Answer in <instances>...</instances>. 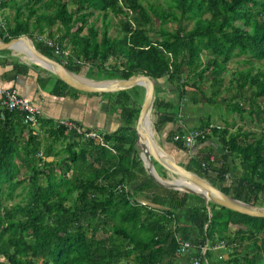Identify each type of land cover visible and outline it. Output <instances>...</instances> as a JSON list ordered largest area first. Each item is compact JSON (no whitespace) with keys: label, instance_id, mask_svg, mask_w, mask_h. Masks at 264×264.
Listing matches in <instances>:
<instances>
[{"label":"trees","instance_id":"16d2710c","mask_svg":"<svg viewBox=\"0 0 264 264\" xmlns=\"http://www.w3.org/2000/svg\"><path fill=\"white\" fill-rule=\"evenodd\" d=\"M142 1L4 0L0 8L12 10V15L4 16L0 39L27 35L41 53L75 74L84 69L89 79H125L136 74L156 82L163 78L170 93L185 103H213L223 88L230 59L243 56L240 62L248 65L264 60V0H168L165 7ZM91 16L100 20L99 27L89 21ZM110 16L118 19L114 36L108 33ZM153 17L158 21L159 40H151L143 29ZM180 20L190 21L191 26L182 27ZM168 22L177 26L167 30L163 25ZM53 26L55 33L50 31ZM38 36L55 41L62 53L53 54ZM250 69L233 71L219 102L225 123L209 128L217 141L218 161L210 160V149L202 148L180 165L237 200L264 206V134L227 127L233 123L227 121L231 114L264 122V71ZM54 78V94L81 92ZM204 81H208V96L200 86ZM187 87L203 95L196 100ZM137 88L142 96L143 89L137 86L101 94L106 95V111L116 115L118 125L98 135L97 142L39 117L42 140L17 111H4L0 264H191L194 257L199 264H257L259 260L264 264V218L157 186L147 177L134 146ZM180 107L178 101L154 94L151 108L157 133L165 123L180 119ZM199 121L196 129L212 125L208 118ZM183 129L182 124L174 127L164 141L186 152L189 149L172 139ZM22 166L27 173L18 179ZM153 166L161 176L167 175L155 162ZM24 181V196L7 204ZM179 241L190 244L183 260L177 252ZM219 242L223 247L213 250ZM222 252L226 257H220Z\"/></svg>","mask_w":264,"mask_h":264},{"label":"crops","instance_id":"0c3cea01","mask_svg":"<svg viewBox=\"0 0 264 264\" xmlns=\"http://www.w3.org/2000/svg\"><path fill=\"white\" fill-rule=\"evenodd\" d=\"M8 10L5 7L0 8V28L2 27L4 16H10ZM38 79H43L44 81L40 83ZM54 82L55 78L52 73L38 62L26 57L20 50L11 48L0 50V91L4 88H13L19 96L27 98L39 107L41 119H50L52 122L58 119L74 120L84 128L94 130L98 135L115 130L118 120L115 114L107 113L106 111L104 105L107 98L106 95L86 92L73 95L70 90H67L64 95H56L52 92ZM162 97L180 103L175 93H169L167 97L166 95ZM221 107L223 111V106ZM233 116L234 114L230 115V121L233 120L234 122ZM190 120L192 118L187 116L183 120L178 119L176 123H165L158 133L159 138L164 140L169 131L179 124H182L186 129H190L193 125ZM32 128L40 139L43 140L45 138L39 122ZM145 135L149 136L148 131H145ZM46 141L44 140V143ZM54 147L58 148L57 145H54ZM166 147L168 152L172 151L185 161L202 148H205L204 150L208 148L210 149V160L213 161L212 153L215 154L216 152L217 141L214 138L207 137L202 143L189 149L188 153L182 152L170 144Z\"/></svg>","mask_w":264,"mask_h":264},{"label":"water","instance_id":"95a60500","mask_svg":"<svg viewBox=\"0 0 264 264\" xmlns=\"http://www.w3.org/2000/svg\"><path fill=\"white\" fill-rule=\"evenodd\" d=\"M18 41L25 42L30 53L42 62L40 65L56 76L59 80L64 82L67 86L78 91L86 93H108L126 90L136 85L143 88L142 101L139 105L138 113L133 126L135 136L134 146L138 150V156L141 160L145 174L155 185L199 196L205 201H210L241 214L264 218V206L251 205L237 200L214 187L197 173L187 170L185 167L180 165V163L186 161H177L174 156L167 151L166 146H168L169 143H166L162 138L160 139V143H158L152 136H145L146 138L139 141L138 134L141 122L144 115L150 111L152 106L153 87L155 84V81L152 78L143 74L131 75L125 79L103 80H92L84 76H79L78 74L69 71L61 63L47 57L37 50L32 40L27 35L10 38L7 41L0 40V50L11 48L13 44H16ZM87 81H90L91 83ZM185 153H188V151ZM153 162L164 169L166 174L174 180L184 181L186 186H182V188H180L175 185L177 184L175 181L172 184L169 180L159 177L153 167Z\"/></svg>","mask_w":264,"mask_h":264},{"label":"rangeland","instance_id":"374dc122","mask_svg":"<svg viewBox=\"0 0 264 264\" xmlns=\"http://www.w3.org/2000/svg\"><path fill=\"white\" fill-rule=\"evenodd\" d=\"M146 3H150L151 4H158V5H161L163 7L166 6V2H168V0H143L142 3L145 4ZM72 6H68L69 9H71ZM7 10V8H6ZM9 12V15L11 16L12 15V10H8ZM152 23L146 25L143 29L144 31L146 32V34L148 35V37L151 39V40H159L160 37H159V33H158V21L156 20L155 17L152 18ZM94 21V25L96 27H99L100 25V20L98 18L95 19L94 16H91L89 18V21ZM109 27H108V33L109 35L111 36H114V35H117L118 34V28H119V25H118V19L113 17V16H110L109 18ZM179 25H181L182 27L188 29L190 26H191V22L190 21H184V20H180ZM177 26V23H174V22H168L166 24L163 25L164 28H166L167 30H172L173 28H175ZM51 32L55 33V27L53 26L51 29H50ZM33 42V41H32ZM244 57L243 56H240L238 58H232L230 59L227 63H226V66H225V71H224V74H223V82H222V87H228V82H229V78L230 77H233L231 75H233V71L237 70V69H246V68H251V72H256L257 69L261 70V71H264V60H260V61H251L252 64H245L243 62H240ZM84 69H82L81 73L78 74L79 76H84ZM92 80H95V79H92ZM100 80H103V79H100ZM163 78L157 80V82L155 81V84H154V87H153V96L154 94L156 96H159V97H162V96H165L167 97V95L172 91V90H169V86H166L165 84H163ZM137 86V85H136ZM202 88V92L204 93V95L208 96L209 95V88H208V81H204L200 84ZM137 87H140V86H137ZM142 88V87H141ZM221 89L220 90V94L217 96L215 95L213 98H212V102L213 103H209V102H203L202 100H198L201 98V94L203 95V93H200L198 90H196L195 88H192L190 90V87H187V91L188 93H190L191 95H193L194 98H196V101L195 103H192L191 101H188L185 103V101H182L180 100V119L179 120H183L184 117L186 118L187 116L191 117L192 120H190V123L193 124L192 125V130L193 129H196L199 125V119L201 118V120H205L206 118L209 119L210 123L212 125H218L220 126V128L224 125L225 123V115L223 113H220L221 112V109H220V99L222 98V94L224 93V89ZM234 87H232L233 89ZM129 89V88H128ZM143 89V88H142ZM231 89V91H232ZM140 91L141 89L140 88H137V92L139 93L138 94V97L136 98V100L138 102L141 103L142 101V97H143V94L141 96L140 94ZM247 94V93H245ZM162 95V96H161ZM217 99V100H216ZM189 100V98H188ZM258 101L261 100V98H258L257 99ZM139 103V105H140ZM184 105V106H182ZM246 105V102L244 103V106ZM185 107V108H184ZM150 121H151V127H152V131H153V137L156 139V141L158 143H160V138L158 136V133L155 131L154 127H153V123H154V119H155V116L153 115L152 113V108L150 109ZM221 115V116H220ZM234 118V122L232 123V125H229L227 126L229 130H234L236 127H239L240 129L242 130H246V131H252L254 132L255 134L257 133H263L264 134V122H260V121H256V119L253 118L250 119L248 117H246L245 115L240 118L237 114H234L233 116ZM227 121H230V116L227 117ZM38 124V122H37ZM36 124V125H37ZM183 130H186V129H183ZM209 138H215V134H212L209 132ZM97 142V141H95ZM78 145L79 142H76ZM55 145L58 146V144L56 143ZM57 148V147H56ZM170 150V149H169ZM169 153L174 156V158L179 161V162H183L182 159H180V157L178 155H175V153H173L172 151H169ZM213 154V162L216 160L218 161V156L216 155V153H212ZM223 156V155H222ZM58 156L54 157V159H57ZM224 157L226 158V155H224ZM52 158H45V160H50ZM182 160V161H181ZM226 161L229 162V159L226 158ZM185 163V162H183ZM154 167V166H153ZM155 169V167H154ZM54 171H57V167H55V170ZM157 175L159 177H161L162 179H167L169 178L168 175H165V176H161L157 170L155 169ZM27 173V170H26V167L22 166L20 168V171H19V174L17 175V178L18 179H22V178H25V175ZM39 179L41 181H43L42 177L40 176ZM26 181H24L21 185L17 186L16 189L14 190V193H13V196L10 200L7 201V204H12L14 202H18L23 196H24V191L22 190L21 186L23 184H25ZM231 229H234V227L231 226ZM231 231V230H230ZM261 235V234H260ZM220 257L221 258H224L226 257V255L222 252L221 254L219 253ZM185 256V253H181L179 258L181 260H183ZM177 264V263H176ZM178 264H183L182 261ZM257 264H263V260H259Z\"/></svg>","mask_w":264,"mask_h":264},{"label":"built area","instance_id":"2783aa9c","mask_svg":"<svg viewBox=\"0 0 264 264\" xmlns=\"http://www.w3.org/2000/svg\"><path fill=\"white\" fill-rule=\"evenodd\" d=\"M4 0H0V4ZM38 41H41L43 45L49 47L53 54L58 55L61 54L62 51L59 49L58 44L52 39L38 36ZM4 111H17L21 116L22 122L24 124H28L31 127L35 126L38 122V118L41 115L40 109L37 105L29 101L27 98L21 97L13 88H4L0 91V120L3 119ZM55 125L57 127H62L65 132L74 133L78 136H81L82 139H90L97 140L98 134L88 128H84L79 123L70 119H58L55 120ZM209 128H219L218 125H208L203 128L198 129H186L181 133H176L173 135L172 139L174 141L179 142L180 146L186 149L192 148L199 139L205 138L206 135L209 134ZM38 156L41 155V152H38ZM226 177V176H225ZM190 244L187 241H179L178 242V253H183L189 248ZM223 247V242H219L212 246L213 250L219 249ZM203 247L201 252L204 251ZM191 264H199V258L194 257L191 260Z\"/></svg>","mask_w":264,"mask_h":264},{"label":"bare ground","instance_id":"6f19581e","mask_svg":"<svg viewBox=\"0 0 264 264\" xmlns=\"http://www.w3.org/2000/svg\"><path fill=\"white\" fill-rule=\"evenodd\" d=\"M2 8V7H1ZM11 49H15V50H20L26 57H28L31 60H34L35 62H38L39 64L42 62H40L38 59H36L31 53L30 51L27 49L26 44L24 41H18L16 44H13V46L11 47ZM44 64V63H43ZM82 79V78H81ZM84 80V79H83ZM90 82V81H87ZM91 83V82H90ZM102 83V82H100ZM145 131H148V135L153 137V131H152V127H151V121H150V112H147L144 115V118L141 122V126L139 128V134H138V138L139 141H142L144 138H146L145 136ZM169 178L165 179V180H169V182H171L172 184H175L177 187L182 188V186H186L184 181L181 180H174L173 178H171L170 176H168ZM188 185H190L189 183H187Z\"/></svg>","mask_w":264,"mask_h":264}]
</instances>
